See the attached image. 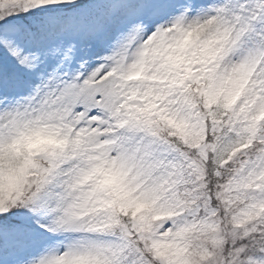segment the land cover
Returning <instances> with one entry per match:
<instances>
[{"label":"snow or ice","instance_id":"1","mask_svg":"<svg viewBox=\"0 0 264 264\" xmlns=\"http://www.w3.org/2000/svg\"><path fill=\"white\" fill-rule=\"evenodd\" d=\"M0 264H264V0H0Z\"/></svg>","mask_w":264,"mask_h":264}]
</instances>
